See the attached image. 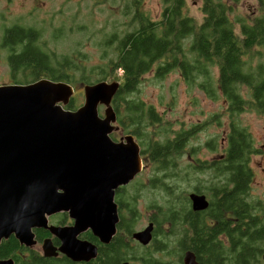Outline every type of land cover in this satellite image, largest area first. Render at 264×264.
Segmentation results:
<instances>
[{
	"label": "trees",
	"instance_id": "16d2710c",
	"mask_svg": "<svg viewBox=\"0 0 264 264\" xmlns=\"http://www.w3.org/2000/svg\"><path fill=\"white\" fill-rule=\"evenodd\" d=\"M138 1H128L125 27L104 40L103 45L112 48L103 50V65L87 73L67 51L56 54L47 49L46 42L40 41L41 27L3 26L0 49L8 52L10 83L45 78L73 86L116 75L119 86L111 105L117 123L124 134L137 139L144 162L153 168L147 182H137L134 189L148 187L161 193L158 201L149 204L156 209L152 219L168 221L172 226L168 238L177 235L180 244L186 240L201 264H259L264 200L253 198L249 190L254 176L251 157L261 150L255 148L250 131L238 117L246 111L264 117V0H256L257 14L248 17L236 13L240 0H201L200 21L188 14L187 0H162L157 19L150 18ZM50 29L52 42L65 32L62 26ZM76 44L73 54L78 53ZM149 72L155 80L178 73L188 86L223 101L227 131L216 157L194 158L199 151L187 147L208 123L173 133L161 126L171 125L163 121L164 114L137 97L141 78ZM92 74L97 77L89 78ZM75 108L71 100L64 105V109ZM156 125L161 130L151 128ZM205 146L212 151L218 147L213 140ZM183 155L188 158V169L207 177L189 188L208 198V207L200 212H192L187 205L189 191L177 190L169 182L177 179ZM131 195L136 202L137 194Z\"/></svg>",
	"mask_w": 264,
	"mask_h": 264
},
{
	"label": "water",
	"instance_id": "95a60500",
	"mask_svg": "<svg viewBox=\"0 0 264 264\" xmlns=\"http://www.w3.org/2000/svg\"><path fill=\"white\" fill-rule=\"evenodd\" d=\"M118 86L116 80L81 84L83 103L70 110L64 105L74 87L64 81L0 84V240L14 233L29 242L31 228L58 210L69 211L76 230L113 232L114 189L143 169L130 133L110 137L118 129L111 105ZM188 198L195 211L208 207L204 194ZM150 231L151 224L135 236L145 243ZM184 263L196 264L187 253Z\"/></svg>",
	"mask_w": 264,
	"mask_h": 264
},
{
	"label": "rangeland",
	"instance_id": "374dc122",
	"mask_svg": "<svg viewBox=\"0 0 264 264\" xmlns=\"http://www.w3.org/2000/svg\"><path fill=\"white\" fill-rule=\"evenodd\" d=\"M130 0H0V30L3 26L15 23L41 27L43 33L40 41L54 53L67 51L78 65L84 66V72L103 65V50H111V46L103 45L111 32L119 31L127 22L126 4ZM138 6L152 19H157L161 12L162 0H139ZM201 0H187L188 14L201 20L199 11ZM236 13L248 17L257 14L256 0H240L236 5ZM124 11V12H123ZM62 26L64 33L53 41L50 38V28ZM77 43V44H76ZM78 53L73 54L75 47ZM104 46V47H103ZM52 51V50H51ZM4 51L0 49V84H10L8 67L4 59ZM264 62V59H262ZM257 62V59H256ZM83 72V73H84ZM120 73V71L118 72ZM117 73V74H118ZM152 73H146L137 87V97L147 104L156 106L159 113L164 114L163 121L171 125H161L173 133L188 130L195 124L208 123L189 140L188 148L196 147L199 151L194 158L210 160L216 157L225 143L227 131L224 103L221 99L212 100L196 87L188 86L178 73H170L161 80L151 78ZM97 76H89L95 79ZM116 75L106 80H116ZM97 79L91 81L96 82ZM74 91L70 100L77 106L83 103L81 82L73 84ZM136 94H134L136 96ZM103 106H99V114L103 115ZM239 121L251 133L254 146L261 150L251 157L250 166L254 176L249 193L253 198L264 200V117L254 111L243 112ZM118 125V123H116ZM200 126V125H199ZM159 129V125L151 127ZM116 138L124 135L122 130L112 133ZM173 135V134H171ZM137 141V139H135ZM213 140L217 145L216 151L206 148L205 143ZM188 158L183 155L179 160L177 179L169 180L177 190L191 191L193 185L207 179L202 172H192L187 168ZM143 169L137 180L130 185L132 194H137L140 206L159 200V190L143 187L135 188L137 182H147L152 175V167L143 161ZM152 173V174H151ZM178 192V191H177ZM179 193V192H178ZM142 223V220L140 221ZM172 240V238H170Z\"/></svg>",
	"mask_w": 264,
	"mask_h": 264
},
{
	"label": "flooded vegetation",
	"instance_id": "af4514ba",
	"mask_svg": "<svg viewBox=\"0 0 264 264\" xmlns=\"http://www.w3.org/2000/svg\"><path fill=\"white\" fill-rule=\"evenodd\" d=\"M3 57L11 77L8 52L4 51ZM117 126L118 129L112 133L121 129ZM112 133L110 137L115 141L123 136L116 138ZM140 156L143 162L141 153ZM141 171L129 183L114 189L112 199L116 207L117 222L113 232H110L109 228L93 231L89 226L76 230L75 220L69 211L58 210L46 214L44 225L31 228L29 242H22L14 233L2 238L0 264H185L186 253L191 254L196 264H201L186 240L180 244L177 235L168 238L166 233L172 229L168 221L161 218L159 223L158 220L152 219L156 209L147 205L140 206L137 198L136 202L132 201L130 185L137 180ZM191 192L197 193L191 190L188 194ZM188 194L187 205L190 210L203 211L191 208ZM149 224L150 239L144 243L135 235ZM258 254V263L264 264V247Z\"/></svg>",
	"mask_w": 264,
	"mask_h": 264
}]
</instances>
